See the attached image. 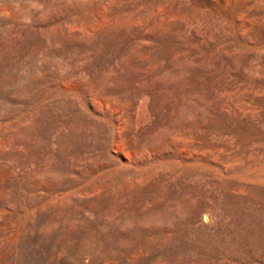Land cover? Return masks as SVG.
I'll use <instances>...</instances> for the list:
<instances>
[{
  "label": "rangeland",
  "instance_id": "obj_1",
  "mask_svg": "<svg viewBox=\"0 0 264 264\" xmlns=\"http://www.w3.org/2000/svg\"><path fill=\"white\" fill-rule=\"evenodd\" d=\"M0 264H264V0H0Z\"/></svg>",
  "mask_w": 264,
  "mask_h": 264
}]
</instances>
